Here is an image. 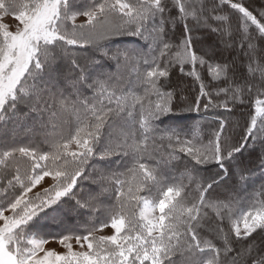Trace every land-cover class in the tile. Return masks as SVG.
Returning a JSON list of instances; mask_svg holds the SVG:
<instances>
[{
  "label": "snow or ice",
  "instance_id": "snow-or-ice-1",
  "mask_svg": "<svg viewBox=\"0 0 264 264\" xmlns=\"http://www.w3.org/2000/svg\"><path fill=\"white\" fill-rule=\"evenodd\" d=\"M0 264H264V2L0 0Z\"/></svg>",
  "mask_w": 264,
  "mask_h": 264
},
{
  "label": "trees",
  "instance_id": "trees-1",
  "mask_svg": "<svg viewBox=\"0 0 264 264\" xmlns=\"http://www.w3.org/2000/svg\"><path fill=\"white\" fill-rule=\"evenodd\" d=\"M262 2H264V0H246V6H250V10H253V9L258 10ZM198 34L202 36L203 31H201ZM117 42L124 44V45L140 48L145 53L149 51V47H148L149 42L141 39L140 37L123 36V37L117 38ZM176 43H179V42L176 41ZM175 51L176 49H173V52ZM81 63H83V59H81ZM197 68L201 72V75L207 78L206 82L211 80V77L208 75L207 65L203 67H200L199 65H197ZM65 71H67L66 68H65ZM110 71H115V68L110 69ZM181 76L182 74L179 72V69L177 68L175 73L172 76V81L174 84L178 85L179 87H186L187 89H189L184 92V95L187 96L189 102H191L192 98L196 94L195 90H191L192 80L191 78H187V77L181 79ZM222 98L223 97H221V99ZM186 107H187V104H181L179 106V108H186ZM179 108L176 110V113L172 114L169 118L165 119V124H173L174 126L181 125V126H184L185 128H192L194 125L199 123V128L198 129L193 128V132L198 134L202 142L206 144L208 139L210 138L212 129L218 126L214 122L213 117L215 115H218L223 110H216L215 112L209 111L207 113V118H205L203 113L198 114L196 112H187V111L181 112L179 111ZM225 115H227V113H225ZM231 119L233 121L239 120V116L232 115ZM161 127H164V125H161ZM234 135L236 139H239L240 131L238 128L236 129ZM22 139H23V142L25 143L27 142V138H22ZM45 148H47V146H45ZM247 157H248V153L245 152L240 157V159L241 161L247 162ZM204 168H210L211 171H215V168L212 166H204ZM180 170L181 171L183 170V165H180ZM203 174L207 175V172L205 171ZM185 183H190V181L186 178ZM260 183H261V178L259 177L252 178L251 180L247 182V185H246L247 194L245 192H241L238 197L237 214H239L242 211L249 210L250 205L254 199V197L252 196V193L254 190L256 191L259 190ZM86 185H87V182H86ZM192 187H195V185L193 184ZM214 195H219L220 198H223V194L219 190H217V193H214ZM81 213L82 214L79 216L70 215L68 217V224L70 226H75V227L83 226L85 222L89 219V216L91 215V210L82 209ZM45 230H49L48 226H45ZM51 230L56 231L58 229L53 228ZM253 235L255 236V233ZM257 243H259V240H257Z\"/></svg>",
  "mask_w": 264,
  "mask_h": 264
},
{
  "label": "rangeland",
  "instance_id": "rangeland-1",
  "mask_svg": "<svg viewBox=\"0 0 264 264\" xmlns=\"http://www.w3.org/2000/svg\"><path fill=\"white\" fill-rule=\"evenodd\" d=\"M82 19L83 18H79L77 22L78 23L82 22ZM3 22L9 24L13 28L15 27V24L17 23L16 21H14L12 19V17L10 15L3 17ZM102 234L109 235V234H111V230L110 229H105ZM47 247H51V248L55 249L57 252H64L65 251V249L62 246H60L58 243H55V242L50 243L49 245H47ZM73 247H74V250H78L79 249V246L76 245L75 242H73Z\"/></svg>",
  "mask_w": 264,
  "mask_h": 264
}]
</instances>
